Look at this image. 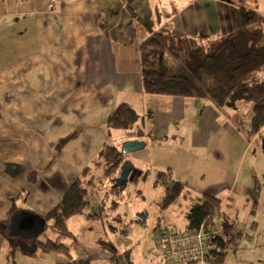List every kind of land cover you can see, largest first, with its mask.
<instances>
[{
  "label": "crops",
  "instance_id": "crops-1",
  "mask_svg": "<svg viewBox=\"0 0 264 264\" xmlns=\"http://www.w3.org/2000/svg\"><path fill=\"white\" fill-rule=\"evenodd\" d=\"M178 1L0 0V264H84L78 262L75 250H70V241H63L69 248L68 254L35 249L34 240L39 236L36 239L12 236L3 224L8 225L11 215L18 210L45 217L70 186L84 177L87 168V179L101 180L95 185V189L100 186V190H95L97 195L105 189L111 191L112 180L101 177L104 171L98 176L95 173V178L91 174L94 169L105 170V163L93 166L107 145L117 146V143L122 145L126 140L138 139L145 145L134 154L145 158L146 154L154 152V156L163 161L160 150L150 139L148 121L152 117L162 136L163 129L168 132L167 116L186 119V100L183 96L171 100H180L183 103L180 108L168 104L155 110L147 104L146 100L152 98L143 90L139 43L150 31L143 26V34L138 35L141 21L134 17L133 11L142 17L155 18L161 13L170 17L164 11L171 14L170 10L186 0ZM192 7L194 11L199 10L200 0ZM160 21L155 24L159 29H171ZM199 24L200 21L193 25V32L200 31ZM213 36L210 42L221 38ZM195 100L199 103V99ZM121 103H128L137 110L140 115L137 126L123 133L109 132V117ZM241 104L237 106L242 113ZM218 108H225V113H230L237 123L233 108ZM189 122L196 147L217 142L218 114L212 105L202 109L192 105ZM238 125L242 138L234 144L232 159L243 155L254 143L245 132L248 124H244V128ZM73 134L76 136L57 150L59 142ZM240 144L242 147L236 149ZM8 164L19 165L21 172L16 176L9 174ZM134 169L136 174H141L135 166ZM170 169L185 189L195 195L206 193H195L190 188V176L185 178L172 167ZM104 209L103 204L102 207L93 206L92 212L98 211L101 216H85V220L89 223L104 220ZM141 223L145 224L142 220ZM51 230L49 237L38 239L60 241V233L57 231V235ZM8 234L13 243L22 244L24 248L19 247L12 253ZM92 234L96 238L95 230ZM121 254L126 253L113 247L109 259L112 264H117L114 256ZM127 257L130 261L129 254ZM143 263L146 262L139 264Z\"/></svg>",
  "mask_w": 264,
  "mask_h": 264
},
{
  "label": "rangeland",
  "instance_id": "rangeland-1",
  "mask_svg": "<svg viewBox=\"0 0 264 264\" xmlns=\"http://www.w3.org/2000/svg\"><path fill=\"white\" fill-rule=\"evenodd\" d=\"M198 1L180 2L175 10H170L171 14L164 11L167 15H171L170 17L161 13V16H155V20L154 16L151 18L148 15L147 21L153 23L151 30L157 31L159 27L155 24L161 20V25H168L172 30L182 32L185 28L184 30L191 32L189 35H196L201 43L207 44L212 34L214 38H219L233 29V25L240 21L241 8L245 7L264 14V0H200L199 10L196 8L194 11L192 6H196ZM217 1L224 3L219 2L218 6ZM198 21L201 29L193 32V25H197ZM143 26V23L139 22V36L143 34ZM175 59L172 54L167 53L166 62L169 67H176ZM179 60L186 61L187 58L181 56ZM174 97L182 96L151 94L152 99H147L146 102L155 110L163 109L168 104L180 108L183 103L180 100L172 102ZM183 97L186 100L184 103L187 108L186 119L183 121V118L167 116L165 127L168 128V132L163 129V135L159 136L152 117L148 121V128L151 130L150 139L160 150L159 156L163 161L156 158L154 152L146 154L145 158L134 154L135 151L123 152V163L128 161L138 168L141 174L137 173L134 179L128 180L119 194L105 189L98 195L95 193L89 196L94 203L93 206L102 204L105 206L104 220H93L90 224L85 220V215H74L68 220L71 236L56 230L52 220H49L45 232L38 238L49 237L51 229L58 231L60 241H70V250H75L73 253L78 255V262L81 263L112 264L110 256L114 247L120 253H128L131 264H139L143 261L146 262L143 264H156L155 228L166 224L186 227L184 210L192 203L181 195L173 204L163 206L166 194L164 173L172 167L179 175L185 178L190 176L192 180L190 188L195 193L216 191L224 201L220 202L223 212L235 218V230L232 240H229L231 244L224 264H264V127L258 133H250L249 136L254 143L243 155H237L232 159L234 144H238L242 138L238 123L230 117V113H225V108H218L208 97H202L199 103H195L196 100L192 96ZM192 105L199 109L205 105H212V109L217 110V142L203 147L194 145L191 134L192 123L189 122V109ZM241 105L242 109H245V106ZM111 130L123 133L126 129L108 127V131ZM245 132L248 134L247 130ZM116 147L123 151L121 144L117 143ZM239 147H242V144L236 149ZM165 164L169 165L165 166ZM96 166L94 164L93 167ZM103 171L94 169L91 174L95 178V173L98 176L102 175ZM160 172L164 175L163 178L160 177ZM86 174L89 172L86 171ZM115 177H119V172ZM96 190H100V186ZM115 199L118 204L114 208H109ZM143 215L145 224L139 222ZM141 220L143 221V218ZM93 230L96 232V238L92 237ZM160 262L158 264H165L163 260Z\"/></svg>",
  "mask_w": 264,
  "mask_h": 264
},
{
  "label": "trees",
  "instance_id": "trees-1",
  "mask_svg": "<svg viewBox=\"0 0 264 264\" xmlns=\"http://www.w3.org/2000/svg\"><path fill=\"white\" fill-rule=\"evenodd\" d=\"M133 14L150 31V35L139 43L144 92L187 95L195 99L208 97L217 107H233V117L242 126L248 124V134L260 132L264 127V14L241 8L239 26L223 34L215 44L210 41L207 44L201 43L196 35H189L184 31L163 28L152 31L153 23L147 21V16L142 17L134 11ZM167 53L176 58V67L168 66ZM181 56H185L187 60H179ZM237 103L245 106L242 113L238 111ZM139 118L137 110L128 103H121L110 115L107 125L113 129H130ZM75 136L73 134L62 139L56 147L57 150ZM100 158L95 161V165L105 163L106 166L101 177L112 180L109 192L119 194L126 186H115V174L119 172L124 161L123 153L118 147L107 145L101 151ZM6 170L14 176L21 172L17 164H8ZM169 170L164 173L166 194L163 206L173 204L182 195L192 202L184 210V218L189 227L196 230L204 223L222 221L232 240L235 218L223 212L220 206L222 199L217 192L195 195L191 190L185 189L184 184ZM85 172L83 178H78L70 186L58 205L45 215L46 220H52L55 229L64 234H70L68 220L74 215L82 214L87 218L101 216L98 211L92 212L94 204L89 198L96 193L95 185L101 180L87 179ZM164 175L160 172V177L163 178ZM33 177L34 175L31 180ZM117 204L115 199L111 207L114 208ZM8 237L12 253L19 247L24 248L22 244L13 243L9 234ZM34 241L35 249L68 254V246L59 240L43 241L37 238ZM230 244L229 240L219 241L214 255L210 258L213 264L225 263ZM127 255L128 253L115 255L114 262H129Z\"/></svg>",
  "mask_w": 264,
  "mask_h": 264
},
{
  "label": "built area",
  "instance_id": "built-area-1",
  "mask_svg": "<svg viewBox=\"0 0 264 264\" xmlns=\"http://www.w3.org/2000/svg\"><path fill=\"white\" fill-rule=\"evenodd\" d=\"M230 238L222 221L204 223L196 230L187 224L184 228L175 224L161 225L154 235L156 264L161 260L165 264H213L210 258L219 241Z\"/></svg>",
  "mask_w": 264,
  "mask_h": 264
},
{
  "label": "water",
  "instance_id": "water-1",
  "mask_svg": "<svg viewBox=\"0 0 264 264\" xmlns=\"http://www.w3.org/2000/svg\"><path fill=\"white\" fill-rule=\"evenodd\" d=\"M144 145L145 143L138 139L126 140L122 144L123 151L121 152L137 151L143 148ZM135 174L136 169H134V166L131 163L128 161L122 163L119 170V177L115 178V186L126 184L128 180L134 179ZM142 218L145 222L144 215ZM3 226L9 229L12 236H19L25 239H36L45 231L47 220L40 214L26 210H18L11 215L9 224H3Z\"/></svg>",
  "mask_w": 264,
  "mask_h": 264
}]
</instances>
